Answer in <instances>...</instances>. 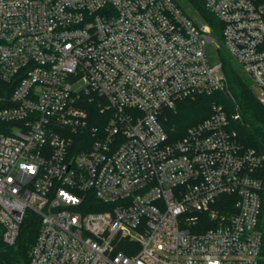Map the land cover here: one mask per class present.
Returning a JSON list of instances; mask_svg holds the SVG:
<instances>
[{
  "label": "built area",
  "instance_id": "built-area-1",
  "mask_svg": "<svg viewBox=\"0 0 264 264\" xmlns=\"http://www.w3.org/2000/svg\"><path fill=\"white\" fill-rule=\"evenodd\" d=\"M203 2L220 39L179 0H0V228L38 217L31 264H259L264 150L223 106L162 122L227 89L211 43L264 103V0Z\"/></svg>",
  "mask_w": 264,
  "mask_h": 264
},
{
  "label": "trees",
  "instance_id": "trees-1",
  "mask_svg": "<svg viewBox=\"0 0 264 264\" xmlns=\"http://www.w3.org/2000/svg\"><path fill=\"white\" fill-rule=\"evenodd\" d=\"M183 8L197 12L220 39V23L207 10L203 0H184ZM220 58L227 89L209 96L200 95L186 99L178 103L175 109L166 110L162 118L164 127L173 138L183 136L190 127L210 117L214 105L223 106L230 117V128L237 133L240 143L247 148L264 150V104L254 94L252 82L243 75L242 70L223 49L220 50ZM237 115L238 118H235ZM39 227L38 217H28L13 246L4 243L0 228V264H31L30 253ZM259 228L263 233L262 258L259 264H264V192Z\"/></svg>",
  "mask_w": 264,
  "mask_h": 264
},
{
  "label": "rangeland",
  "instance_id": "rangeland-1",
  "mask_svg": "<svg viewBox=\"0 0 264 264\" xmlns=\"http://www.w3.org/2000/svg\"><path fill=\"white\" fill-rule=\"evenodd\" d=\"M181 2L182 5H184V0H179ZM189 13H191L192 17L200 24L203 25L205 24V22L203 21V19L198 16L197 12H193L190 8L187 9ZM208 56H209V60L211 61V63L213 64H217L219 63L221 60L220 58V52L216 49V45L214 43H211L208 45ZM248 80H250L252 82V89L254 94L256 95V97L259 99L261 97V93L260 91L257 89L256 85L254 84V82L252 81V79H250L247 75L243 74ZM264 104V103H263ZM214 106H218V105H214ZM213 106V107H214Z\"/></svg>",
  "mask_w": 264,
  "mask_h": 264
}]
</instances>
